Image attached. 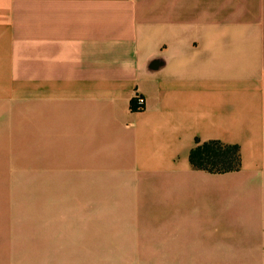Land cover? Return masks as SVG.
Returning <instances> with one entry per match:
<instances>
[{
	"label": "crops",
	"instance_id": "1",
	"mask_svg": "<svg viewBox=\"0 0 264 264\" xmlns=\"http://www.w3.org/2000/svg\"><path fill=\"white\" fill-rule=\"evenodd\" d=\"M0 264H264V0H0Z\"/></svg>",
	"mask_w": 264,
	"mask_h": 264
},
{
	"label": "trees",
	"instance_id": "2",
	"mask_svg": "<svg viewBox=\"0 0 264 264\" xmlns=\"http://www.w3.org/2000/svg\"><path fill=\"white\" fill-rule=\"evenodd\" d=\"M132 110L138 109L136 98L132 102ZM189 161L193 168L211 174H223L241 169V154L238 145L223 144L218 140L201 142L195 139V146L189 153Z\"/></svg>",
	"mask_w": 264,
	"mask_h": 264
},
{
	"label": "built area",
	"instance_id": "3",
	"mask_svg": "<svg viewBox=\"0 0 264 264\" xmlns=\"http://www.w3.org/2000/svg\"><path fill=\"white\" fill-rule=\"evenodd\" d=\"M135 98H136V101L138 103V109L143 108V106H144V98L141 97V96H137Z\"/></svg>",
	"mask_w": 264,
	"mask_h": 264
}]
</instances>
